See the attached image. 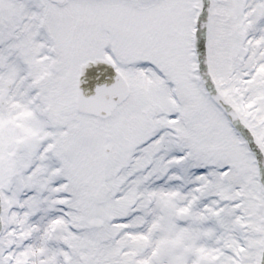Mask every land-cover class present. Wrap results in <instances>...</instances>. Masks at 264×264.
<instances>
[{
    "label": "snow or ice",
    "instance_id": "6c2138e0",
    "mask_svg": "<svg viewBox=\"0 0 264 264\" xmlns=\"http://www.w3.org/2000/svg\"><path fill=\"white\" fill-rule=\"evenodd\" d=\"M0 264H264V0H0Z\"/></svg>",
    "mask_w": 264,
    "mask_h": 264
}]
</instances>
